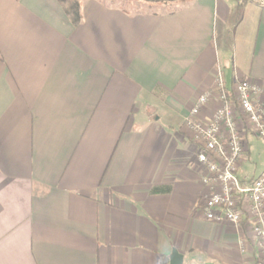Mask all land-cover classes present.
Returning a JSON list of instances; mask_svg holds the SVG:
<instances>
[{
    "label": "crops",
    "instance_id": "1",
    "mask_svg": "<svg viewBox=\"0 0 264 264\" xmlns=\"http://www.w3.org/2000/svg\"><path fill=\"white\" fill-rule=\"evenodd\" d=\"M250 2L79 0L73 25L58 0H0V264H257L245 222L204 218L184 126L219 71L264 104V4Z\"/></svg>",
    "mask_w": 264,
    "mask_h": 264
},
{
    "label": "built area",
    "instance_id": "2",
    "mask_svg": "<svg viewBox=\"0 0 264 264\" xmlns=\"http://www.w3.org/2000/svg\"><path fill=\"white\" fill-rule=\"evenodd\" d=\"M261 90L243 81L226 88L219 71L216 90L196 98L184 126L199 145L197 167L209 195L201 206L209 222L227 223L239 229L245 222L258 250L257 264H264V171L256 178L238 177L246 152V136L252 134L264 143V104ZM217 103L207 119L201 109Z\"/></svg>",
    "mask_w": 264,
    "mask_h": 264
},
{
    "label": "rangeland",
    "instance_id": "3",
    "mask_svg": "<svg viewBox=\"0 0 264 264\" xmlns=\"http://www.w3.org/2000/svg\"><path fill=\"white\" fill-rule=\"evenodd\" d=\"M70 3L78 2L79 0H69ZM118 0H115V3ZM229 7L231 8V12L236 14L238 12L242 13V9L244 8L240 6L242 0H226ZM142 2H148V0H123L124 7L131 12H149L152 10L151 6L147 4H143ZM252 2V1H251ZM250 2V3H251ZM156 7V6H155ZM155 9V8H154ZM243 15V13H242ZM247 141L249 143V153L244 156L246 161L240 168L238 172V177H256L260 173L264 171V143L261 140L255 138L252 134L247 136ZM197 152L199 149V145H197ZM197 154V153H196ZM241 165V162H240Z\"/></svg>",
    "mask_w": 264,
    "mask_h": 264
},
{
    "label": "trees",
    "instance_id": "4",
    "mask_svg": "<svg viewBox=\"0 0 264 264\" xmlns=\"http://www.w3.org/2000/svg\"><path fill=\"white\" fill-rule=\"evenodd\" d=\"M58 1L62 4L64 11H65L66 15L69 17L71 23L73 25L78 24L80 22L78 2L70 3L69 0H58ZM111 1L115 3V0H111ZM243 1L245 2L248 0H243ZM117 2H119V0ZM122 2H123V0H121L119 3H115V4L119 7H121L122 9L123 8L126 9L124 7L125 4H123ZM127 11H129V10H127Z\"/></svg>",
    "mask_w": 264,
    "mask_h": 264
},
{
    "label": "water",
    "instance_id": "5",
    "mask_svg": "<svg viewBox=\"0 0 264 264\" xmlns=\"http://www.w3.org/2000/svg\"><path fill=\"white\" fill-rule=\"evenodd\" d=\"M251 1H258V0H251ZM264 4V0H259ZM182 263V257L178 255L175 251H173L171 258H170V264H181Z\"/></svg>",
    "mask_w": 264,
    "mask_h": 264
}]
</instances>
